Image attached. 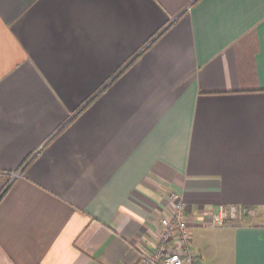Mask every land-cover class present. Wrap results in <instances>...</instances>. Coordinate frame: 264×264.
<instances>
[{
	"label": "crops",
	"instance_id": "0c3cea01",
	"mask_svg": "<svg viewBox=\"0 0 264 264\" xmlns=\"http://www.w3.org/2000/svg\"><path fill=\"white\" fill-rule=\"evenodd\" d=\"M173 193L264 264V0H0V264H138Z\"/></svg>",
	"mask_w": 264,
	"mask_h": 264
},
{
	"label": "built area",
	"instance_id": "2783aa9c",
	"mask_svg": "<svg viewBox=\"0 0 264 264\" xmlns=\"http://www.w3.org/2000/svg\"><path fill=\"white\" fill-rule=\"evenodd\" d=\"M18 174L16 172L14 176ZM185 208L184 202L176 194H171L170 212L161 217L162 230L158 241L153 247L145 246L138 264H206L193 247V227L186 219ZM246 210L242 205L222 206L211 215L210 222L218 225L241 219Z\"/></svg>",
	"mask_w": 264,
	"mask_h": 264
},
{
	"label": "trees",
	"instance_id": "16d2710c",
	"mask_svg": "<svg viewBox=\"0 0 264 264\" xmlns=\"http://www.w3.org/2000/svg\"><path fill=\"white\" fill-rule=\"evenodd\" d=\"M68 122H69V121H67L66 123H68ZM66 123H65V124H66ZM63 126H64V125H63ZM63 126H61V128H63ZM61 128H59V131L61 130Z\"/></svg>",
	"mask_w": 264,
	"mask_h": 264
}]
</instances>
